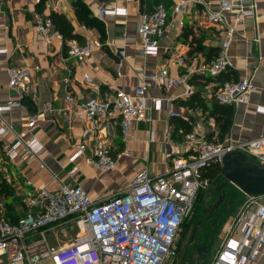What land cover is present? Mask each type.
Here are the masks:
<instances>
[{
	"label": "crops",
	"instance_id": "obj_1",
	"mask_svg": "<svg viewBox=\"0 0 264 264\" xmlns=\"http://www.w3.org/2000/svg\"><path fill=\"white\" fill-rule=\"evenodd\" d=\"M40 1L0 0V49H7L0 55V105L14 98L6 75L10 65L28 68L30 87L36 91V95L24 97L19 106L0 112V148L5 152L18 135L24 141L36 137L43 145L37 158L22 155L5 160L8 171H0V218L17 221L26 212L15 190L19 186L22 189L25 178L50 189L80 183L99 200L111 190L124 192L144 170L159 175L172 163L167 141H182L185 126L209 141L227 136L249 140L264 134V0H243L247 6L256 4L253 16L239 15L240 0H232L236 8L227 13L235 35L229 52L233 66L224 73L231 72L232 80L251 78L257 86L249 102L238 107L220 104L213 96L220 82H207L208 76L199 72L217 56L225 36V31L209 23L202 13L205 7L216 10L218 0H191L184 13L173 11L176 0H83L105 22L104 39L96 28L79 22L72 0H46L43 9ZM159 4L169 13L168 27L160 40L159 53L144 55L137 24L143 13ZM103 7L127 13L100 17ZM53 11L65 14L75 32L84 37V43L93 45L85 61L69 56L62 34L52 32L45 39L40 33L39 17H48ZM178 57H185L183 66L178 65ZM165 68L172 78L187 75L186 85L169 88L152 84L147 91L148 119L133 123L125 143L118 123L103 124V134L117 151L120 147L122 154L114 171L101 173L90 164L93 142L83 140L84 131L94 128V123L75 118L76 108L66 99V84L75 101L106 99L118 89L134 93L145 76L160 74ZM86 75L93 77V84L85 81ZM187 88L193 93L188 94ZM153 98L161 99L162 106ZM172 112L180 116L174 117ZM34 116L37 121L30 125L29 118ZM83 146L84 154L72 161ZM74 168L76 171L69 175ZM237 190L245 200V194ZM252 264H264V251Z\"/></svg>",
	"mask_w": 264,
	"mask_h": 264
},
{
	"label": "built area",
	"instance_id": "obj_2",
	"mask_svg": "<svg viewBox=\"0 0 264 264\" xmlns=\"http://www.w3.org/2000/svg\"><path fill=\"white\" fill-rule=\"evenodd\" d=\"M190 1L176 0L173 11L186 12ZM235 8L232 0H218L216 10L205 7L202 11L209 23L225 31L218 55L199 70L203 75L216 77L233 66L229 52L235 27L229 24L227 13ZM255 8V3L247 6L240 0L239 15L242 18L253 16ZM126 13L123 9L103 7L99 16ZM168 21L169 13L163 4L141 15L137 32L144 55L159 53ZM38 27L45 39L52 32L60 35L51 19L43 15L38 19ZM67 45L69 56L79 62L85 61L94 50L91 43L80 44L77 40H69ZM3 53H7V49H0V55ZM121 55H125L124 50ZM177 63L183 66L185 57H178ZM6 75L14 98L0 105V112L19 106L27 95H36L30 87L31 71L28 68L10 65ZM187 77L172 78L165 68L160 74L145 76L134 93L118 89L109 98L89 97L83 101H75L66 84V99L76 108L75 118L94 123V128L83 133L84 142H93L90 164L103 174L114 171L122 151L120 147L117 151L103 134V124L118 123L121 140L125 143L133 123L148 119L149 87L152 84L169 88L186 85ZM68 81L66 78V83ZM85 81L94 83L90 75L85 76ZM256 88L253 79L246 77L219 86L213 96L222 105L238 107L249 102L250 94ZM187 93L192 94L193 90L187 88ZM153 101L162 106L161 99L153 98ZM171 115L178 117L180 113L172 112ZM35 121L36 116L29 118L30 125ZM167 142L172 163L163 173L152 176L144 170L124 192L111 190L107 197L99 200L80 183L50 189L25 178L22 189L19 186L15 190L26 206V212L17 221L0 218V264H164L176 256L183 223L194 212L200 192L211 185L203 178V172L212 166L221 167L224 157L235 151L264 164V134L249 140L227 136L222 141H209L199 131L192 130L185 133L182 141ZM42 149L43 145L36 137L24 141L18 135L5 152L0 148V171H8L5 160L13 161L22 155L37 158ZM85 150L81 147L71 160L75 161ZM75 171L76 168L72 169L69 175ZM245 197L210 264H252L263 254L264 194H245ZM72 219H76L80 234L69 244L55 246L47 234Z\"/></svg>",
	"mask_w": 264,
	"mask_h": 264
},
{
	"label": "rangeland",
	"instance_id": "obj_3",
	"mask_svg": "<svg viewBox=\"0 0 264 264\" xmlns=\"http://www.w3.org/2000/svg\"><path fill=\"white\" fill-rule=\"evenodd\" d=\"M222 183L223 180L219 179L200 192L194 212L184 221L179 233L177 254L164 264L188 263L192 255H194L195 247L198 245H208L205 260L200 263L192 261L190 264H210L213 261L216 252L228 234L227 232L237 212L245 202L244 198L242 199L238 196V188L234 184L224 185ZM220 185H223L220 190L226 193V197L220 207L214 213H211L210 207L220 196L218 193ZM231 206L234 207L233 210H231ZM196 229L197 233L192 242ZM79 234L80 228L76 219H72L69 222L54 227L47 235L50 242L55 246H62L74 241Z\"/></svg>",
	"mask_w": 264,
	"mask_h": 264
},
{
	"label": "water",
	"instance_id": "obj_4",
	"mask_svg": "<svg viewBox=\"0 0 264 264\" xmlns=\"http://www.w3.org/2000/svg\"><path fill=\"white\" fill-rule=\"evenodd\" d=\"M221 177L223 180L222 184H234L245 194H264V164L259 163L241 151L229 153L224 157L221 165ZM221 186L223 185H220L218 189L219 199L210 207L211 213H214L220 207L226 197V193L220 190ZM196 232L197 229L193 235L192 242L194 241ZM207 251L208 245L196 246L194 255H192V258L186 264H190L192 261L196 263L204 261Z\"/></svg>",
	"mask_w": 264,
	"mask_h": 264
},
{
	"label": "trees",
	"instance_id": "obj_5",
	"mask_svg": "<svg viewBox=\"0 0 264 264\" xmlns=\"http://www.w3.org/2000/svg\"><path fill=\"white\" fill-rule=\"evenodd\" d=\"M40 2L41 3L39 5V7H41V9H43L45 7L46 0H41ZM72 4L75 8V13H76V16H77L79 22L81 24H83L84 26H86L87 28H96L100 33L101 39H104L105 35H106L105 22L94 15V13L92 12V10L90 9V7L87 5V3L85 1H83V0H72ZM48 18L51 19L55 30H57L60 34H62L64 42L66 44V47H67V41L73 40V39L80 41L81 44H85L84 43L85 42L84 37H82L80 34L75 32V28H74L73 24L71 23V21L68 19V17L65 14L53 11L49 14ZM225 72H227V71H225ZM230 74H231V72H229L227 74L223 72L216 77H208L207 79H205V81H207V82L218 81V82H220L221 85H224L226 82L231 81L233 79V78H231ZM234 80H236V79H234ZM218 88H219V86H218ZM193 97H196V93ZM193 100L198 101V100H200V98H197V99L193 98ZM184 129L185 130L182 131V134H183L182 136H184L185 133L192 130L190 127H186V126ZM223 139L224 138L222 137V139L220 141H222ZM203 178H207L209 180L210 184H213L216 181H218L219 179H222L221 167L212 166V167L208 168L207 170H205L203 172ZM194 210H195V208H194Z\"/></svg>",
	"mask_w": 264,
	"mask_h": 264
},
{
	"label": "flooded vegetation",
	"instance_id": "obj_6",
	"mask_svg": "<svg viewBox=\"0 0 264 264\" xmlns=\"http://www.w3.org/2000/svg\"><path fill=\"white\" fill-rule=\"evenodd\" d=\"M195 233V232H194ZM197 233V232H196Z\"/></svg>",
	"mask_w": 264,
	"mask_h": 264
}]
</instances>
